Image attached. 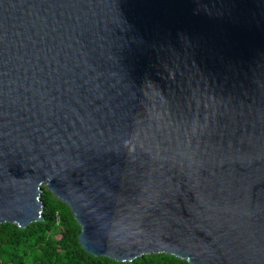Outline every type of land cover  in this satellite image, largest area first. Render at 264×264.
Returning <instances> with one entry per match:
<instances>
[{"label":"water","instance_id":"1","mask_svg":"<svg viewBox=\"0 0 264 264\" xmlns=\"http://www.w3.org/2000/svg\"><path fill=\"white\" fill-rule=\"evenodd\" d=\"M44 187L94 258L264 264V0H0V225Z\"/></svg>","mask_w":264,"mask_h":264},{"label":"trees","instance_id":"2","mask_svg":"<svg viewBox=\"0 0 264 264\" xmlns=\"http://www.w3.org/2000/svg\"><path fill=\"white\" fill-rule=\"evenodd\" d=\"M44 221L28 228L0 225V264H118L86 254L81 229L68 205L43 188ZM132 264H186L169 256H151Z\"/></svg>","mask_w":264,"mask_h":264}]
</instances>
